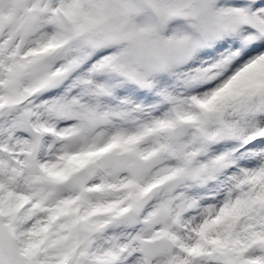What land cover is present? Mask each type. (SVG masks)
Returning a JSON list of instances; mask_svg holds the SVG:
<instances>
[{
    "label": "snow or ice",
    "instance_id": "1",
    "mask_svg": "<svg viewBox=\"0 0 264 264\" xmlns=\"http://www.w3.org/2000/svg\"><path fill=\"white\" fill-rule=\"evenodd\" d=\"M0 264H264V0H0Z\"/></svg>",
    "mask_w": 264,
    "mask_h": 264
}]
</instances>
